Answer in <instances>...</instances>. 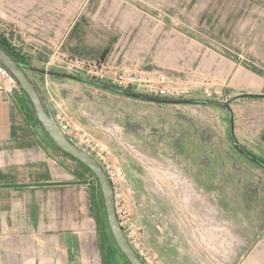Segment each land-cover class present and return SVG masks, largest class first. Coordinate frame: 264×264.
I'll return each mask as SVG.
<instances>
[{
  "label": "rangeland",
  "instance_id": "374dc122",
  "mask_svg": "<svg viewBox=\"0 0 264 264\" xmlns=\"http://www.w3.org/2000/svg\"><path fill=\"white\" fill-rule=\"evenodd\" d=\"M9 1L0 0V10L7 12ZM32 3L25 32L0 21L2 37L31 66L66 73L61 60L69 58L105 68L161 71L189 84V100L231 108L232 117L214 106L154 104L29 73L53 114L63 109L92 140L104 169L125 175L116 208L136 252L149 264H264V169L236 150L231 139L232 125L240 148L264 163V0ZM134 17L138 27L161 28V45L170 33L190 40L196 48L188 62L192 66L179 73L108 57L115 45L122 55L132 51L127 23ZM76 20L86 23L75 34H83L92 48L67 45ZM138 36L143 46L151 44L152 34ZM5 83L0 79V88ZM30 114L23 116L24 125L31 121L42 130L33 109ZM79 173L90 223L84 256L91 264H127L110 238L99 183L83 166ZM93 188L101 198L98 212L91 203Z\"/></svg>",
  "mask_w": 264,
  "mask_h": 264
},
{
  "label": "crops",
  "instance_id": "0c3cea01",
  "mask_svg": "<svg viewBox=\"0 0 264 264\" xmlns=\"http://www.w3.org/2000/svg\"><path fill=\"white\" fill-rule=\"evenodd\" d=\"M31 9H35L32 0H10L7 12L0 10V21L25 32ZM83 23H72L65 37L67 45L80 51L93 47L83 34H75ZM127 24L132 26V51L122 55L115 45L108 57L179 73L192 66L188 62H192L196 48L187 38L170 33L161 45L159 26L138 27L135 17ZM147 32L152 34L151 44L143 46L138 35ZM31 109L20 91L7 95L0 88V264H91L84 256L90 223L79 173L82 164L55 148L42 130L31 127V121L29 127L24 125L23 116L29 113L31 118ZM90 197L98 212L96 188ZM92 219L97 222L94 215Z\"/></svg>",
  "mask_w": 264,
  "mask_h": 264
},
{
  "label": "water",
  "instance_id": "95a60500",
  "mask_svg": "<svg viewBox=\"0 0 264 264\" xmlns=\"http://www.w3.org/2000/svg\"><path fill=\"white\" fill-rule=\"evenodd\" d=\"M0 65L4 67L9 74L16 80L19 88L26 95L28 102L30 103L34 114L37 118V122L41 125L43 132L49 138L50 142L55 146V148L62 151L64 154L70 156L84 167H86L96 178L102 192V199L104 201L105 212L107 215L108 227L113 237L115 244L117 245L122 255L126 258L129 264H145L139 254L136 252L130 241L127 239L125 232L120 224V220L117 214L116 199L114 194V188L111 180L106 172V169L100 164L96 158L86 150L77 147L59 128L55 121L52 109L40 88L34 84L29 76V73L42 74L51 77H60L65 80L74 81L78 83H83L86 85L93 86L95 88L108 91L126 98H131L134 100L148 101L166 104V105H204V106H214L221 108L231 114V108L229 105L212 102V101H198L186 99H166L151 96L138 91H127L117 89L115 87L97 82L92 79H87L83 76H77L70 73H55L47 71L45 69H40L34 66H25L16 62L13 57L8 54L0 46ZM231 139L233 147L238 150L241 154L247 157L250 161L257 164V166L264 169V165L259 160L253 158L245 153L238 142L235 140L233 134V128L231 125Z\"/></svg>",
  "mask_w": 264,
  "mask_h": 264
},
{
  "label": "built area",
  "instance_id": "2783aa9c",
  "mask_svg": "<svg viewBox=\"0 0 264 264\" xmlns=\"http://www.w3.org/2000/svg\"><path fill=\"white\" fill-rule=\"evenodd\" d=\"M61 61L66 73L83 76L87 79L89 78L117 89L138 91L166 99H186L192 96L193 90L189 84L185 83L180 78H171L161 71H144L131 68H105L80 59L62 58ZM0 79L6 82L1 89L7 95H13L16 91H19V85L16 80L1 65ZM204 93L208 96L211 95L207 89L204 90ZM54 117L63 134H65L77 147L96 156L92 140L82 133L83 130L71 121L72 119L63 109L55 114ZM106 172L113 185L115 199L117 200L119 186L124 180L125 175L120 170L111 171L107 169ZM120 224L123 228L121 220ZM125 235L134 247L132 235L127 232H125ZM139 256L145 264H149L140 254Z\"/></svg>",
  "mask_w": 264,
  "mask_h": 264
},
{
  "label": "trees",
  "instance_id": "16d2710c",
  "mask_svg": "<svg viewBox=\"0 0 264 264\" xmlns=\"http://www.w3.org/2000/svg\"><path fill=\"white\" fill-rule=\"evenodd\" d=\"M0 46L2 47V49H4L8 54H10L12 57H13V59L16 61V62H18V63H20V64H23V65H25V66H31V63L24 57V55L22 54V52L21 51H19V50H15L12 46H10L9 44H7V42H6V40L2 37V35L0 34ZM249 155V154H248ZM68 156V155H67ZM251 156V155H250ZM70 157V156H69ZM252 157V156H251ZM71 158V157H70ZM254 158V157H253ZM256 159V158H255ZM258 160V159H257ZM261 162V161H260ZM263 163V162H262ZM263 165H264V163H263ZM83 166V165H82ZM84 167V166H83ZM84 168H86V167H84ZM87 169V168H86ZM88 170V169H87ZM89 171V170H88ZM101 189V188H100ZM101 191V190H100ZM101 199V198H100ZM101 201H102V206L104 207V201H103V199H101ZM107 227H108V225H107ZM109 228V227H108ZM109 230V229H108ZM109 232H110V230H109ZM110 238L112 239V241H113V237H112V235H111V232H110ZM117 246V245H116ZM116 249H117V251H119V253H121L122 254V252H120V250L118 249V247H116ZM121 257L123 258V259H125L126 260V258L123 256V255H121ZM126 262H127V264H129V262L126 260Z\"/></svg>",
  "mask_w": 264,
  "mask_h": 264
}]
</instances>
